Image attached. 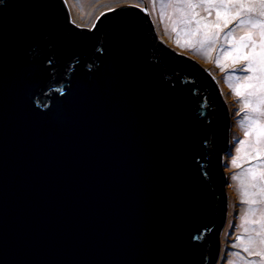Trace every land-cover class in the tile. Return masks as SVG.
Segmentation results:
<instances>
[{
	"label": "water",
	"instance_id": "95a60500",
	"mask_svg": "<svg viewBox=\"0 0 264 264\" xmlns=\"http://www.w3.org/2000/svg\"><path fill=\"white\" fill-rule=\"evenodd\" d=\"M5 5L0 264H220L232 172L218 155L220 214L208 169L232 101L191 48L137 0L97 21L76 20L68 0Z\"/></svg>",
	"mask_w": 264,
	"mask_h": 264
},
{
	"label": "rangeland",
	"instance_id": "374dc122",
	"mask_svg": "<svg viewBox=\"0 0 264 264\" xmlns=\"http://www.w3.org/2000/svg\"><path fill=\"white\" fill-rule=\"evenodd\" d=\"M85 1L77 0V4L86 5L91 1L90 12L92 13L90 15V12H79L77 15L68 0L76 20L97 21L101 7L136 0ZM137 1L155 10L160 24L169 23L172 32L173 30L174 32L171 37L164 34L165 37L191 48L232 101L228 126L229 148L224 154V162L231 170L232 176L220 264H264V258L249 256L244 248L250 236L255 237L256 232L264 230L261 224L252 223V221H260L262 213H264V205L263 210L261 212L259 210V203L264 204V151L259 153L255 151L257 132L250 127L251 118H258L264 123V116L253 112L244 103L247 92L242 87L245 83L244 73L241 70L244 61L233 62L231 57L226 55V52L231 49L232 43L225 37L236 36L238 38L243 34L242 29L238 31L240 25L234 20L227 27L221 26L220 29H217L218 36L205 41L204 29L201 27L199 31L197 30L196 19L204 17L214 23L215 9L211 10L209 17L203 7H197L195 9L196 16L193 18L192 10L187 4L176 3L173 0ZM80 16L81 18H79ZM201 41L205 42L201 43ZM203 50H208L209 56L205 57L201 52ZM237 89L241 92L239 96L236 94ZM239 126L244 129L239 130ZM245 132H248L249 135H245ZM261 146L264 147V140H262ZM252 201H256V203H252Z\"/></svg>",
	"mask_w": 264,
	"mask_h": 264
},
{
	"label": "snow or ice",
	"instance_id": "6c2138e0",
	"mask_svg": "<svg viewBox=\"0 0 264 264\" xmlns=\"http://www.w3.org/2000/svg\"><path fill=\"white\" fill-rule=\"evenodd\" d=\"M173 2L187 4L192 10L193 18L196 16L197 7H203L209 17L211 10L215 9L214 23L204 17L196 19L197 30L199 31L201 27L204 29L205 41L218 36L217 29L221 26L227 27L234 20L241 26L243 34L238 38L225 37L232 43L226 55L231 57L233 62L244 61L241 69L245 80L242 87L247 90L244 103L253 112L264 116V0H173ZM0 5H5V0H0ZM236 94L239 96L241 92L237 89ZM250 127L257 132L255 151L257 153L264 151V147L261 146L264 140V123L258 118H251ZM245 135L249 133L245 132ZM252 223H259L264 229V213L260 221H252ZM244 248L249 256L264 258V230L256 232L255 237L250 236Z\"/></svg>",
	"mask_w": 264,
	"mask_h": 264
},
{
	"label": "trees",
	"instance_id": "16d2710c",
	"mask_svg": "<svg viewBox=\"0 0 264 264\" xmlns=\"http://www.w3.org/2000/svg\"><path fill=\"white\" fill-rule=\"evenodd\" d=\"M160 50L161 51H158V52L155 51L158 56L160 55V53H163L165 59H170V60L175 61L174 58L169 57L170 52L167 49L161 48ZM166 65L170 66V68L172 70L178 69L180 72L185 71V70H189V71L193 70V75H192L193 77H195V76H203L204 77V75H202L200 72L201 69L194 70V67L192 65L190 66L188 64V62H177L175 65H170L169 61H167ZM206 76H207L206 78L204 77L205 80L210 81L209 84L211 85L213 82H211V80L208 78V75H206ZM226 117L228 119L227 113H226ZM211 119H213V116ZM223 120H224V118L222 116L221 119L218 120L217 125L220 123V121H223ZM217 131H219V128H217L216 131L212 135L213 137L216 136V138H215V141L213 142V145H212V154L209 157V162L211 163V168L208 169V171L210 172L211 177H214L213 178L214 183L217 185L220 183V186L218 188V202L220 204V214H223V212L226 211V195L224 194V191H223V186L226 183V180L224 178L225 177L224 171L222 170V165L224 166V164H223V161H221V158L223 157L224 153H227V151H228V148H229L228 140H229V138H228V134L226 132L221 133L219 135H216ZM213 155H214V157H213ZM218 155L221 156L219 162H217V160H216ZM220 226H221V220L214 227H212L211 229H209V231H207L205 233L206 238H208V249H209V252L207 254V258L212 256L213 252L216 249V240H217V235H218L217 230Z\"/></svg>",
	"mask_w": 264,
	"mask_h": 264
},
{
	"label": "bare ground",
	"instance_id": "6f19581e",
	"mask_svg": "<svg viewBox=\"0 0 264 264\" xmlns=\"http://www.w3.org/2000/svg\"><path fill=\"white\" fill-rule=\"evenodd\" d=\"M70 2H71V5L73 6V9H74V12H76L77 13V15H78V13L79 12H82V13H87V12H90V10H91V7H90V5H91V1L89 2V3H86V5H80V4H77V0H69ZM85 1V0H84ZM85 2H87V1H85ZM83 4H85V3H83ZM92 12H90L89 13V15L91 14ZM82 16H84L83 14H82ZM79 18H81V16L79 17ZM161 25V27H162V30H163V33L166 35V36H168V37H171L172 36V33L174 32V30H173V32H172V30H171V28H170V25H169V23L167 24L166 22H163V23H161L160 24ZM239 30H241V26L239 27V29H238V31ZM209 51H210V49H209ZM209 51L208 50H203V51H201L204 55H205V57L208 55L209 56ZM238 125H240V124H238ZM239 130H241V129H244V128H242V126H239V128H238ZM242 131V130H241ZM237 135V134H236ZM237 137H238V135H237ZM237 190H239V189H237ZM263 203H259V210H260V212L263 210ZM263 263V262H262Z\"/></svg>",
	"mask_w": 264,
	"mask_h": 264
}]
</instances>
